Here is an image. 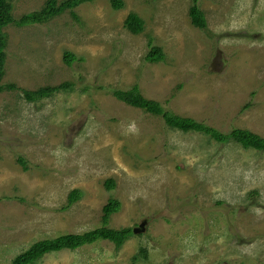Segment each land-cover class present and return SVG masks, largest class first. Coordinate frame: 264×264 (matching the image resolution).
I'll list each match as a JSON object with an SVG mask.
<instances>
[{
  "label": "rangeland",
  "instance_id": "374dc122",
  "mask_svg": "<svg viewBox=\"0 0 264 264\" xmlns=\"http://www.w3.org/2000/svg\"><path fill=\"white\" fill-rule=\"evenodd\" d=\"M45 1L13 0V14ZM124 1L5 28L3 83L17 88L0 94V264L101 226L110 198L122 208L109 226L140 231L119 248L100 240L35 264H264V152L171 128L113 95L137 84L176 114L264 137V0H199L205 29L191 21L193 0ZM132 11L140 34L124 26ZM150 44L165 60H145ZM66 51L79 59L66 64ZM65 81L73 87L36 101L22 91ZM74 189L82 196L67 206Z\"/></svg>",
  "mask_w": 264,
  "mask_h": 264
},
{
  "label": "trees",
  "instance_id": "16d2710c",
  "mask_svg": "<svg viewBox=\"0 0 264 264\" xmlns=\"http://www.w3.org/2000/svg\"><path fill=\"white\" fill-rule=\"evenodd\" d=\"M13 0H0V94L7 89L17 88L16 84L3 83L5 76V65L7 61L8 36L5 28L10 24L26 26L34 23H45L55 17L69 12L75 19H79L75 8L85 4L92 3L96 0H46L44 5L38 9L23 14L15 18L13 14ZM199 0H193L189 14L192 23L199 28L207 27V19L204 11L199 7ZM115 10L125 7L124 0H110ZM124 26L133 34H140L145 29V20L136 12H130L124 20ZM150 50L145 56V60L151 63H157L165 60L163 48L158 45L150 44ZM66 64L71 65L79 59L74 53L66 51L63 57ZM73 87L71 82L65 81L57 85H45L37 89H22L24 97L28 101H36L46 98L60 90H68ZM113 95L120 101L136 108L143 109L146 112L161 116L165 123L174 129L184 132L196 131L203 132L219 143L235 141L244 148H253L264 152V137L250 129L233 128L230 132H222L219 129L198 121L192 117H186L166 109L164 105L153 99L145 97L140 87L136 84L133 87L123 90H113ZM21 163H25L19 158ZM26 167V166H25ZM108 189L116 187L114 179L106 181ZM82 196L80 189H74L69 194L67 206L72 205ZM122 208V202L116 198H110L102 208L101 222L102 225L83 233H65L54 238H45L33 243L30 247L19 253L10 264H35L46 254L62 250H76L85 245L93 244L100 240L113 242L117 248L121 247L134 234V227L114 228L109 226L113 214L119 212ZM139 254L145 259L148 257V248L141 247ZM135 256L134 259H138Z\"/></svg>",
  "mask_w": 264,
  "mask_h": 264
},
{
  "label": "water",
  "instance_id": "95a60500",
  "mask_svg": "<svg viewBox=\"0 0 264 264\" xmlns=\"http://www.w3.org/2000/svg\"><path fill=\"white\" fill-rule=\"evenodd\" d=\"M144 224H145V222H143V223L141 224V226H143ZM140 228H141V227H134V232L137 233L138 231H140Z\"/></svg>",
  "mask_w": 264,
  "mask_h": 264
}]
</instances>
